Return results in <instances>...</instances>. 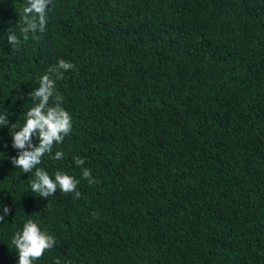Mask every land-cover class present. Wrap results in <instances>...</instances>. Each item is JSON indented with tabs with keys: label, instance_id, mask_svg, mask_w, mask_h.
Masks as SVG:
<instances>
[{
	"label": "trees",
	"instance_id": "1",
	"mask_svg": "<svg viewBox=\"0 0 264 264\" xmlns=\"http://www.w3.org/2000/svg\"><path fill=\"white\" fill-rule=\"evenodd\" d=\"M26 3L0 0V264L29 219L56 239L33 264H264V0H51L25 39ZM60 59L72 130L37 167L81 195L45 200L11 133Z\"/></svg>",
	"mask_w": 264,
	"mask_h": 264
},
{
	"label": "clouds",
	"instance_id": "2",
	"mask_svg": "<svg viewBox=\"0 0 264 264\" xmlns=\"http://www.w3.org/2000/svg\"><path fill=\"white\" fill-rule=\"evenodd\" d=\"M50 4L51 0H27L19 14L25 25L22 28L25 39L28 38L29 32L45 30L46 13ZM8 42L13 50L18 49L20 40L11 29H9ZM74 67L72 63L60 59L58 63L48 68L47 73L39 80V87L28 94L35 101V105L27 111L23 127L11 133L12 147L18 153L17 156L11 158L13 166L21 169L24 174H33L31 190L45 200L54 196L57 190L64 194L75 193L77 199L81 195L77 191L79 181L74 177L56 171L53 179L45 169L37 167L42 163L45 154L51 155L54 145L63 143L65 137L71 133L72 118L61 106L63 97L57 92L55 85L58 80L64 78V74L68 70ZM8 124V115L6 113L0 115V125ZM33 137L37 139L38 143H33ZM52 158L61 160L64 158V153L56 151ZM73 159L78 167L84 164L83 159L78 157H73ZM82 177L88 180L90 185L97 183L87 168L82 170ZM2 207L0 222H3L5 217L11 213L9 207L3 205ZM11 244L18 254V264H33L35 260L42 258L45 251H50L55 246L56 239L47 230H41L37 222L29 219L23 225L22 231H18L14 235ZM56 264H60L59 259Z\"/></svg>",
	"mask_w": 264,
	"mask_h": 264
}]
</instances>
